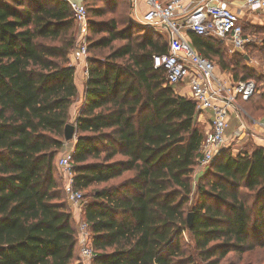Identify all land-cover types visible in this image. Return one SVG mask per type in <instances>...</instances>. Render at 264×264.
<instances>
[{"label":"trees","instance_id":"16d2710c","mask_svg":"<svg viewBox=\"0 0 264 264\" xmlns=\"http://www.w3.org/2000/svg\"><path fill=\"white\" fill-rule=\"evenodd\" d=\"M83 2L89 53L102 49L88 58L72 154L92 264H223L232 252H263L264 147L224 149L194 193L199 111L153 65L171 38L154 37L158 26L139 27L122 0ZM244 33L263 34L264 26ZM187 36L234 82L257 76L247 52L257 44L228 55L214 36ZM76 41L67 0H0V264H83L75 210L56 167L79 94L69 59ZM242 101L264 115V90Z\"/></svg>","mask_w":264,"mask_h":264},{"label":"built area","instance_id":"2783aa9c","mask_svg":"<svg viewBox=\"0 0 264 264\" xmlns=\"http://www.w3.org/2000/svg\"><path fill=\"white\" fill-rule=\"evenodd\" d=\"M77 25L79 37L76 41L73 58L76 63L85 64V76L89 77V43L86 36L89 18L83 0H67ZM139 0H130L133 7ZM146 3L140 23L149 26H162L174 33L169 50L153 56L154 68L166 70V84L176 88L187 87L196 102L200 113L211 112V129L204 135L201 143L199 169L209 166L216 157L228 148L229 139L226 130L229 120V108L240 106L238 99L247 100L257 89L255 80L230 82L216 74L215 63L199 54L192 46L187 32L211 35L230 44V50L243 53L254 42L253 36L244 33L241 9L264 14V0H242L239 8H234L226 0H141ZM135 7V8H136ZM71 65H73L71 63ZM74 66V65H73ZM75 67V66H74ZM79 110V109H78ZM77 110V113H78ZM76 118L73 123L76 127ZM76 140V135L73 139ZM69 140V141H71ZM65 142L67 146L68 142ZM67 143V144H66ZM64 145V147H65ZM69 148V147H67ZM65 149L57 158L58 166L66 178L65 191L77 214L83 211V193L74 187L72 164L73 149ZM80 257L83 264H92L94 249L91 242L89 225L79 220L78 226Z\"/></svg>","mask_w":264,"mask_h":264},{"label":"crops","instance_id":"0c3cea01","mask_svg":"<svg viewBox=\"0 0 264 264\" xmlns=\"http://www.w3.org/2000/svg\"><path fill=\"white\" fill-rule=\"evenodd\" d=\"M226 3L229 6H233L234 8H239L240 4H242V0H226ZM141 5V9H139L138 13L135 12L136 8L131 6L132 10L136 13L137 19L140 21L142 11L146 9V3L144 1L139 0L138 6ZM242 21L244 23V26L247 27H254V28H260L264 26V14H259L253 11H247L244 9L240 10ZM135 17V18H136ZM135 22L136 19L131 17ZM251 35V33L249 34ZM253 36L254 42L253 44H259L261 39L257 37V35H251ZM219 39V38H218ZM258 39V40H257ZM224 41L226 46L230 49V44L226 40ZM190 41V40H189ZM231 51V50H230ZM233 52V51H231ZM245 53V51L243 52ZM69 58L71 60V63L75 66V84L78 89V98L73 104L71 108V120L70 122L73 123V120L75 119V116H77V110L81 107L83 103V99L85 96L86 91V82L87 78L85 76L84 70H85V64L82 62L74 63L73 53L69 55ZM252 60L251 57L248 58V62ZM251 62L249 63V65ZM252 67V66H251ZM255 69L254 67H252ZM216 74L222 78L223 80L234 82L232 75L221 69L219 66H216ZM177 91L179 94L184 95L186 97H191V94L189 92V89L187 87L177 88ZM240 109L238 110L236 107H230L229 108V120H228V127L226 130V133L230 135V139L233 142H236L237 144H241V148H245L244 150H250V148L255 146H262L264 147V115H259L258 113H252L250 110L251 104L249 101H242L241 99L237 100ZM198 122L202 126L204 130V135L206 132H208L211 129V119H212V113L211 112H203L198 113L197 116ZM70 144H72V148L75 147V142L72 143L70 141ZM230 146V143L228 147ZM235 143L233 144V147H235ZM198 169V167H197ZM196 169V170H197ZM202 175V173L199 174V176ZM79 220L81 219L80 214H78ZM75 218L78 221L77 214L75 212Z\"/></svg>","mask_w":264,"mask_h":264},{"label":"rangeland","instance_id":"374dc122","mask_svg":"<svg viewBox=\"0 0 264 264\" xmlns=\"http://www.w3.org/2000/svg\"><path fill=\"white\" fill-rule=\"evenodd\" d=\"M94 1H96L97 4L94 3V2L93 3L92 2H89L90 3L89 6H91V7H97L98 5L99 6H102V0H94ZM121 5H123V6L125 5V6H124V8H123V6H120V9H124V11H126L130 15V17L133 16V18L136 19V21L138 23V26L140 27L139 24H141V23L137 19L136 13H138L139 9H141V5L140 6H137V8L135 10L136 13L131 8L132 5L130 3V0H122V4ZM92 18L95 19L94 16H92ZM77 28L78 27H77V25L75 23V32H76L77 39H78L79 32H78V29ZM88 28H89V24H88ZM157 29H158V31H156V30L154 31V33H155V36L153 35L154 37H157L158 34L162 35L163 36V39H168V37L172 39V37H174V33L171 30H168L166 28L164 29V28H162L160 26H158ZM135 33H138V34H135L137 37H141L139 35H142L143 32L142 31L140 32L139 28H137V30H136ZM90 35H91V33L88 30L86 36H88V43H89V45L91 44L89 42L90 41ZM101 36H102V33L97 34L95 37H101ZM257 37L259 38V40L260 39H263L264 38V33L263 34H258ZM139 39H141V38H139ZM260 45H261V42L259 44H257L256 49H254L253 51L247 50V52L250 54V57L252 58V60L250 61L251 62L250 66H252V67L255 68V72H256V75H257L256 77L254 76L252 78L253 80H255L256 85H257V90L256 91H258V90L263 91L264 90V54H263L262 51L259 50ZM225 48H226L227 54L228 55H231V51H230L229 47H225ZM93 56H98V57L102 56V49L101 48H96V50L91 51L89 53V55H88V58L89 57H93ZM70 62H71V60H70ZM214 62H216V61H214ZM250 62H248V63H250ZM74 63H76V61H74ZM226 136L229 139L230 146L228 148H225V149H227V150L229 149V151H231L234 155L237 154V153H239L240 151H244L245 148H241V144L240 143L237 144L236 142H233V144L235 143V145H236L235 147H233V144L231 142L232 140L230 139V135H228L226 133ZM71 141H72V143L74 142V140H71ZM67 147H69V148H67ZM66 148L69 149V150L73 149L72 148V144H70V141L68 142L67 146L65 145V147H63V149L61 150V152L64 151ZM56 167H57V170L59 172V176L62 179V184H63V186H65L66 178L64 176V173L62 172V169L58 166L57 160H56ZM208 167L209 166H207L204 169H199L198 168L197 170H195V172L193 174V191H194V193L196 191V183H197V181L199 179V174L200 173L203 174L208 169ZM195 198H196V194H194L192 196V200L194 201ZM192 200H191V202H192ZM78 216L79 215L77 214V218H78L77 227L79 226V217ZM80 217H81V215H80ZM189 240H190V236L187 235V237L185 239L186 243H190L191 241L189 242ZM77 251H78V253L80 255V247L78 248ZM263 252H261V251H254L252 253L246 252L243 255H239L238 253H233L232 252L229 255V257H227L224 260L223 264H230V263H232V264H264V253Z\"/></svg>","mask_w":264,"mask_h":264},{"label":"water","instance_id":"95a60500","mask_svg":"<svg viewBox=\"0 0 264 264\" xmlns=\"http://www.w3.org/2000/svg\"><path fill=\"white\" fill-rule=\"evenodd\" d=\"M75 134H76L75 125L72 124V123L67 124L66 127H65V140L69 141V140L73 139ZM193 217H194V214L192 212H190L188 214V225H189V227L192 226Z\"/></svg>","mask_w":264,"mask_h":264}]
</instances>
